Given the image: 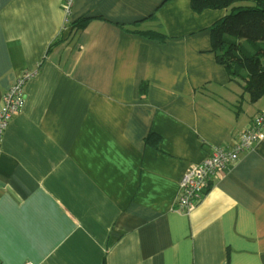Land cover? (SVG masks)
<instances>
[{
    "label": "crops",
    "instance_id": "1",
    "mask_svg": "<svg viewBox=\"0 0 264 264\" xmlns=\"http://www.w3.org/2000/svg\"><path fill=\"white\" fill-rule=\"evenodd\" d=\"M227 13L0 0V107L37 72L1 146L0 264H264V140L176 210L189 168L264 110L213 50Z\"/></svg>",
    "mask_w": 264,
    "mask_h": 264
},
{
    "label": "trees",
    "instance_id": "2",
    "mask_svg": "<svg viewBox=\"0 0 264 264\" xmlns=\"http://www.w3.org/2000/svg\"><path fill=\"white\" fill-rule=\"evenodd\" d=\"M191 7L197 14L207 10L228 12L210 29L213 50L232 81L250 95L252 102L258 101L264 96V0H191ZM89 21L81 19L72 26L83 29ZM132 32L159 42L167 39L157 31Z\"/></svg>",
    "mask_w": 264,
    "mask_h": 264
},
{
    "label": "built area",
    "instance_id": "3",
    "mask_svg": "<svg viewBox=\"0 0 264 264\" xmlns=\"http://www.w3.org/2000/svg\"><path fill=\"white\" fill-rule=\"evenodd\" d=\"M75 1L64 0L66 14L71 13ZM36 75V71L22 74L3 97V104L0 107V152L13 117L25 107V86ZM262 140H264V110L254 117L248 130L243 132L234 143L215 147L213 153L201 164L189 168L180 182L176 210L183 213L190 212L202 200L216 175L235 164Z\"/></svg>",
    "mask_w": 264,
    "mask_h": 264
},
{
    "label": "rangeland",
    "instance_id": "4",
    "mask_svg": "<svg viewBox=\"0 0 264 264\" xmlns=\"http://www.w3.org/2000/svg\"><path fill=\"white\" fill-rule=\"evenodd\" d=\"M243 42H245V41H243ZM246 43V42H245ZM245 47H248V45L247 44H245Z\"/></svg>",
    "mask_w": 264,
    "mask_h": 264
}]
</instances>
